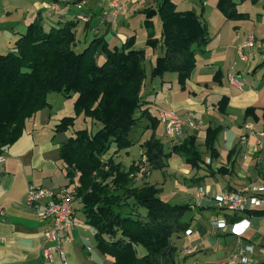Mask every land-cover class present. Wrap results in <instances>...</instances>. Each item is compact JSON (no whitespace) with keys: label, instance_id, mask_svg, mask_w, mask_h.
Segmentation results:
<instances>
[{"label":"crops","instance_id":"crops-1","mask_svg":"<svg viewBox=\"0 0 264 264\" xmlns=\"http://www.w3.org/2000/svg\"><path fill=\"white\" fill-rule=\"evenodd\" d=\"M119 1L122 9L112 19L108 17L111 0L79 3L75 0H0V52L10 51L38 15L43 17L47 27L76 20L78 49L95 37H103L110 47H119L134 36L135 48H143L146 61L150 62L141 90L150 113L157 117L163 111L167 115L169 112L193 115L200 122L198 128L185 127L174 138L163 123L156 130L167 150L186 137L196 136L202 158L199 167L191 166L183 156L174 154L164 169L151 171L144 181L135 182L136 186L154 184L163 199L192 206L186 215L191 234H177L172 238L177 247V264H220L236 251L239 243L252 246L248 258L250 264H257L264 259V212H253L264 211V203L253 210L235 211L220 208L214 195L224 190L264 187L263 0L255 4L235 0L238 9L249 14V19L241 21L227 20L217 8L218 0L205 3L204 0H174L178 10L194 9L201 14L211 36L204 50L195 47L196 67L185 89L181 88L176 73H166L160 79L150 78L155 60L163 52L159 46L146 45L145 14L140 11L156 8L161 0ZM52 4L57 5L56 11L45 7ZM158 18H153L157 37L162 30ZM251 35L255 37L253 47L246 45ZM217 74L220 81L215 79ZM75 96L49 94L50 106L29 118L22 136L1 151L6 159L0 170V209L3 211L0 214V264H60L57 252L52 253V260L44 252L48 243L43 233L50 222L42 220L35 207L25 203L24 197L31 184L54 189L77 184V178L72 182L67 177L66 164L61 159V146L69 139L71 131L54 132L64 116L74 114ZM223 97L228 98V103L221 112L219 101ZM248 107L256 108L259 119L245 118ZM148 123L144 118L139 126L142 128H136L132 147L120 151L112 148L105 158L112 157L123 170H129L145 152L142 143L152 133L151 129H146ZM78 125L91 131L98 128L91 118L83 115L76 118L74 129H80ZM217 126L221 128L215 143L218 154L211 157L205 145L206 130ZM200 187L206 191L202 198L195 195ZM75 206L80 225L71 230V241L65 245L67 264H112L113 259L97 245L96 229L88 223L83 203L79 200ZM218 220L224 221L225 226L218 227ZM138 251L145 253L143 247Z\"/></svg>","mask_w":264,"mask_h":264},{"label":"trees","instance_id":"trees-1","mask_svg":"<svg viewBox=\"0 0 264 264\" xmlns=\"http://www.w3.org/2000/svg\"><path fill=\"white\" fill-rule=\"evenodd\" d=\"M249 1L255 4L261 0ZM217 8L227 20L249 19L235 0H218ZM140 12L145 14L146 45L159 46L163 52L156 58L150 78L176 73L185 89L196 67L195 47L204 50L210 42L208 24L194 9L178 10L174 0H161L156 8ZM155 16L162 22L159 37ZM76 25V20L70 19L47 27L38 15L10 51L0 52V154L22 136L29 118L50 106L49 94L76 95L74 114L64 116L54 132L71 131L61 146V159L70 181L77 178V193L88 223L96 229L99 249L113 259L112 264H177L172 238L189 229L186 215L192 206L163 199L154 184L136 186L135 182L146 178L132 177L135 162L125 171L105 155L112 148L120 151L132 147V134L147 118L146 129L152 133L142 145L150 172L164 169L174 154L199 167L202 158L196 136L186 137L168 150L157 137L160 118L150 113L141 96L147 79L146 54L143 48H135L134 36L119 47H110L103 37H95L78 49ZM215 79L220 81V75ZM227 103V97L219 101L221 112ZM80 115L91 118L98 128L74 129ZM248 117L259 119L256 108L245 110ZM261 119L264 130V108ZM220 131L219 126L206 130L205 145L211 157L218 154L215 143ZM258 212L264 211L253 213ZM139 247L145 249L144 254L139 253ZM257 264H264V259Z\"/></svg>","mask_w":264,"mask_h":264},{"label":"built area","instance_id":"built-area-1","mask_svg":"<svg viewBox=\"0 0 264 264\" xmlns=\"http://www.w3.org/2000/svg\"><path fill=\"white\" fill-rule=\"evenodd\" d=\"M206 2V0H205ZM46 8L57 10V5H45ZM111 10L109 17L115 18L122 9L119 0H111ZM247 46L255 45V37L251 35L246 43ZM231 81H234L231 78ZM161 123L167 128V133L174 138L181 134L185 127L198 128L200 122L193 115L180 116L175 112H161L159 115ZM252 127V124L249 125ZM5 155L0 154V170L5 162ZM150 174V166L145 154L135 161V171L131 174L135 180H144ZM196 197L202 198L206 195L204 188L200 187ZM216 204L220 208H228L235 211H247L259 208L264 203V187H252L251 189L224 190L214 195ZM80 200L77 193V184L64 185L58 189L48 186L29 185L24 201L29 206L35 207L39 217L50 225L45 229L43 237L48 243L44 248L47 258L52 260V253L57 252L60 258V264H67L65 245L71 241L70 232L80 225L76 216V203ZM3 211L0 209V214ZM218 227H224L222 220L217 221ZM191 229L186 234H191ZM252 246L239 243L236 251L220 264H250L248 252L252 251ZM191 252V250H188Z\"/></svg>","mask_w":264,"mask_h":264},{"label":"rangeland","instance_id":"rangeland-1","mask_svg":"<svg viewBox=\"0 0 264 264\" xmlns=\"http://www.w3.org/2000/svg\"><path fill=\"white\" fill-rule=\"evenodd\" d=\"M241 11V10H240ZM158 20H160V18H158ZM150 51H151V49H149ZM149 51V52H150ZM146 54V53H145ZM149 58H152V53H149ZM103 59H104V57H103ZM101 61H102V58H101ZM145 66H146V68H148L149 69V66H150V62H149V60H147L146 62H145ZM78 128H81V126H79L78 125ZM166 128V127H165ZM167 129V128H166ZM167 131V130H166ZM139 134V133H138ZM136 136V135H135ZM78 215H79V212H77V217H78Z\"/></svg>","mask_w":264,"mask_h":264}]
</instances>
